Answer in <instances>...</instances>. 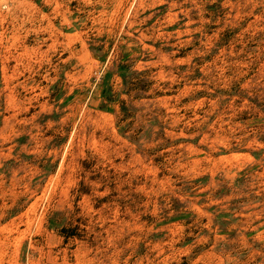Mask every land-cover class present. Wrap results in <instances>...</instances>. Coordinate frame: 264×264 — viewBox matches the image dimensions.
<instances>
[{
    "label": "rangeland",
    "instance_id": "obj_1",
    "mask_svg": "<svg viewBox=\"0 0 264 264\" xmlns=\"http://www.w3.org/2000/svg\"><path fill=\"white\" fill-rule=\"evenodd\" d=\"M0 264H264V0H0Z\"/></svg>",
    "mask_w": 264,
    "mask_h": 264
}]
</instances>
